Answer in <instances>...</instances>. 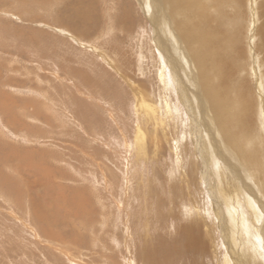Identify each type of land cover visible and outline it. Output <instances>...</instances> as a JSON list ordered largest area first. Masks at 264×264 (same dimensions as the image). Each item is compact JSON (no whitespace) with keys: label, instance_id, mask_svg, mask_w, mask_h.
Segmentation results:
<instances>
[{"label":"rangeland","instance_id":"1","mask_svg":"<svg viewBox=\"0 0 264 264\" xmlns=\"http://www.w3.org/2000/svg\"><path fill=\"white\" fill-rule=\"evenodd\" d=\"M148 1L0 0V264H264V0Z\"/></svg>","mask_w":264,"mask_h":264},{"label":"bare ground","instance_id":"2","mask_svg":"<svg viewBox=\"0 0 264 264\" xmlns=\"http://www.w3.org/2000/svg\"><path fill=\"white\" fill-rule=\"evenodd\" d=\"M149 1L148 0H143V4H145V5H148L147 3H148ZM52 3V2H51ZM46 4V3H45ZM47 6V5H46ZM153 8V7H152ZM151 9V8H150ZM154 9V8H153ZM21 12H22V10H21ZM151 12V11H150ZM188 12V11H187ZM256 13V12H255ZM23 14V13H22ZM14 15V14H13ZM150 16H151V18H149L150 19V21H152L153 23H154V19L156 18H154V16H155V14H154V16H153V11H152V14H150ZM188 21H190V19L188 20ZM154 27V26H153ZM22 28H24V27H22ZM26 28V27H25ZM17 29V28H16ZM157 30V29H156ZM22 31V30H21ZM161 31V30H160ZM229 31V32H228ZM226 30V32L227 33H229V34H231L230 32L232 31V29L230 28L229 30ZM19 33V32H18ZM20 34V33H19ZM26 34V33H25ZM157 34V33H156ZM18 35V34H17ZM79 36V35H78ZM36 37V36H35ZM21 38V37H20ZM23 38V37H22ZM82 38V37H81ZM27 39H28V37H27ZM38 39V38H37ZM226 39H227V35H224L223 34V36H220L219 34H218V32H216L215 31V28L213 29V28H211V30L210 31H208L207 32V34H206V37H205V41L206 42H209V43H212V44H216V45H218L219 46V44H218V42H222V41H226ZM23 40V39H22ZM31 40H33V39H31ZM30 40V41H31ZM85 40V39H84ZM29 41V40H28ZM34 41V40H33ZM21 42V41H20ZM38 42V41H37ZM155 43H156V45H159L161 48L160 49H163V48H165V47H167V45H166V41H164V38L162 37H160V38H157V41H155ZM5 44V43H4ZM161 44V45H160ZM203 44H205V43H203ZM1 45V44H0ZM20 45V44H19ZM26 45V44H25ZM5 46V45H4ZM12 46V45H11ZM7 47V46H6ZM13 48V47H12ZM32 48V47H31ZM19 50H21L20 48H19ZM160 51V50H159ZM162 52H163V50H161ZM158 52V51H157ZM163 55H164V53H163ZM166 55V54H165ZM26 56V55H25ZM39 56V55H38ZM156 58H157V56H156ZM42 60V59H41ZM169 62V61H168ZM40 63V62H39ZM166 63V62H165ZM227 64H229L230 65V63H227ZM162 65V64H161ZM170 66V65H169ZM164 68V67H163ZM167 68V67H166ZM160 74V73H159ZM164 74V72H163V70H162V73H161V79H162V81H163V83H165V85L164 86H166L167 84H166V80H165V75H163ZM264 76V75H263ZM174 77V76H173ZM167 78V77H166ZM159 80H160V78H159ZM161 81V80H160ZM79 82V81H78ZM224 84H226V83H224ZM163 86V85H162ZM163 86V87H164ZM167 87V86H166ZM165 88V87H164ZM244 88H245V86H244ZM166 89V88H165ZM164 89V90H165ZM246 89V88H245ZM262 90V89H261ZM143 92V91H142ZM247 92V91H246ZM136 93V92H135ZM139 93V92H138ZM167 93V92H166ZM139 95H141L140 93H139ZM146 95V94H145ZM135 97V96H134ZM137 97V96H136ZM143 97V96H142ZM145 97V96H144ZM166 97V96H165ZM9 98V97H8ZM140 98V97H139ZM241 98H243V95L241 96ZM143 99V98H142ZM170 99H172V98H170ZM252 99V98H251ZM169 100V99H168ZM138 101V100H137ZM140 101H143V100H140ZM149 101V100H148ZM250 101V100H249ZM168 102V101H167ZM167 102H166V104H167ZM171 102V101H170ZM165 104V105H166ZM170 104V103H169ZM168 104V105H169ZM171 105V104H170ZM253 105V104H252ZM2 108V107H1ZM169 108V107H168ZM168 108H165V109H168ZM264 108V107H263ZM147 110V109H146ZM163 110V109H162ZM165 111V110H164ZM168 111V110H167ZM172 112V111H171ZM171 112L169 111V113L171 114ZM168 113V114H169ZM198 113V112H197ZM150 114V113H149ZM169 114V115H170ZM240 114V113H239ZM238 114V115H239ZM168 115V116H169ZM173 115V114H172ZM167 116V117H168ZM171 116V115H170ZM263 116V115H262ZM252 117V116H251ZM253 118V117H252ZM168 119V118H167ZM264 120V119H263ZM169 122V121H168ZM261 123V122H260ZM263 124H264V122H263ZM93 127V126H92ZM138 131V130H137ZM192 131V130H191ZM142 132V131H141ZM143 133V132H142ZM139 134H140V132H139ZM141 135V134H140ZM145 135V134H144ZM142 136V137H147L146 135L145 136ZM175 136L176 135H174V138H175ZM177 137V136H176ZM264 137V136H263ZM174 138H172V139H174ZM204 138V137H203ZM202 138V139H203ZM263 139V138H262ZM141 140V139H140ZM148 141V140H147ZM138 142L140 143V141L138 140ZM137 142V139H136V143H138ZM141 142H142V140H141ZM143 142H144V140H143ZM143 142H142V144H143ZM200 142V141H199ZM206 142V141H205ZM205 142H204V145H205ZM201 143V142H200ZM138 145V144H137ZM203 145V146H204ZM182 146V145H181ZM209 146V145H208ZM140 147V146H139ZM143 147H144V144H143ZM210 147V146H209ZM239 147V146H238ZM141 148H142V145H141ZM178 149V148H177ZM201 149V148H200ZM142 150V149H141ZM203 150V149H202ZM181 151V150H180ZM179 152V151H178ZM180 155V154H179ZM243 156H244V154H242ZM205 156H207L206 154H205ZM24 160V159H23ZM208 160V159H207ZM249 161L253 164H258V159H249ZM209 163V162H208ZM182 165V164H181ZM183 166V165H182ZM47 170V169H46ZM5 179V178H4ZM3 181V180H2ZM2 181H1V179H0V183H2ZM3 183H5V180L3 181ZM7 183L8 182H6V185H7ZM5 185V184H4ZM8 187V186H7ZM12 187V186H11ZM10 187V189H12ZM9 188V187H8ZM6 190V189H5ZM13 190V189H12ZM15 191V190H14ZM18 191V190H17ZM7 192H8V190H7ZM12 192V191H11ZM10 192V193H11ZM19 192V191H18ZM22 194V193H21ZM24 194V193H23ZM22 194V195H23ZM1 195H2V193H1ZM4 195V194H3ZM17 195V194H16ZM20 195V194H19ZM10 196L11 195H9V198H10ZM21 196V195H20ZM19 196V197H20ZM63 196V195H62ZM23 197H24V195H23ZM7 198V197H6ZM11 199V198H10ZM65 199V198H64ZM68 199H70L71 201H72V199L71 198H68ZM12 200H14V198L12 199ZM19 200L20 199H18V202H19ZM21 200H23V198H21ZM69 200V201H70ZM25 201V200H24ZM56 201V200H55ZM17 202V201H16ZM67 202H68V200H67ZM41 203H44V202H41ZM74 203V202H73ZM16 204V203H15ZM19 204V203H18ZM44 204H46V202L44 203ZM71 204H72V202H71ZM85 204V203H84ZM43 205V204H42ZM50 205V204H49ZM48 205V206H49ZM63 205V204H62ZM65 206V205H64ZM67 207L69 206V205H66ZM88 206V205H87ZM43 207V206H42ZM77 207V206H76ZM85 207V206H84ZM37 208H39V207H37ZM71 207H69V209H70ZM86 208V207H85ZM19 209V208H18ZM20 209H22V208H20ZM229 211H230V214H232L233 216L235 215V212L234 211H231L232 209L229 207ZM39 210V209H38ZM42 210V209H41ZM76 211H77V209H75ZM59 211H60V209H59ZM32 212H34V211H32ZM35 212H36V210H35ZM80 212V211H79ZM88 212V211H87ZM58 213H61V212H58ZM81 213H83V212H81ZM45 214V213H44ZM47 214V213H46ZM229 214V217L231 216ZM30 215H31V213H30ZM65 215V214H64ZM69 215V214H68ZM79 215H80V213H79ZM44 216V215H43ZM48 216V215H47ZM50 216H52V214H50ZM65 216H67V214L65 215ZM76 216V215H75ZM33 217H34V215H33ZM37 217V216H36ZM42 217V216H41ZM45 217V216H44ZM58 216H56V218H57ZM69 217V216H68ZM84 218H85V216H83ZM241 218V220H240V226H241V230H242V232L244 231L243 229L244 228H246V226H247V224H246V218L243 216V215H241L240 216ZM243 217V218H242ZM52 218V217H51ZM87 218H88V216H87ZM231 218V217H230ZM31 219V218H30ZM59 219V218H58ZM68 219V218H67ZM75 219V218H74ZM50 220V219H49ZM63 220H64V218H63ZM66 220V219H65ZM86 220V219H85ZM232 220V219H231ZM60 220H58V222H59ZM74 221H77V220H74ZM73 221V222H74ZM49 222V221H48ZM72 223V222H71ZM52 224V223H51ZM50 224V225H51ZM57 224V223H56ZM60 224V223H59ZM83 224V223H82ZM53 225V224H52ZM61 225V224H60ZM65 225H67V224H65ZM64 225V226H65ZM58 226V225H57ZM63 227V226H62ZM53 228H55V227H53ZM58 228V227H57ZM56 228V229H57ZM78 228V227H77ZM197 227H195L193 224H189V225H187L186 227H184L183 228V230H182V235H181V237H179L178 239H177V243H179L180 245V247H186V248H191V247H197V237H196V235H197V229H196ZM248 228H249V226H248ZM246 231L245 232H247V230L248 229H245ZM60 231V230H59ZM64 231V230H63ZM193 231H195L196 232V235L193 233ZM253 231V230H252ZM249 232V231H248ZM48 233V232H47ZM47 233H45V234H47ZM44 234V233H43ZM55 235V234H54ZM72 235V234H71ZM70 235V236H71ZM82 236V235H81ZM249 236V235H248ZM245 237V236H244ZM254 237V236H253ZM56 238V237H55ZM61 238H62V236H61ZM70 238V237H69ZM72 238V237H71ZM252 238V237H251ZM75 239V238H74ZM243 239V238H242ZM254 239H255V237H254ZM253 239V240H254ZM58 240V239H57ZM71 240V239H70ZM77 240V239H76ZM176 240V239H175ZM252 240V241H253ZM46 241V240H45ZM48 241V240H47ZM59 241V240H58ZM63 241V240H62ZM71 241H73V240H71ZM84 241V240H83ZM179 241V242H178ZM245 241H246V239H245ZM249 241H251V239L249 240ZM258 241V240H257ZM51 242V241H50ZM244 242V241H243ZM248 242V241H247ZM52 243V242H51ZM65 243V242H64ZM74 243V242H73ZM76 243V242H75ZM80 243V242H79ZM246 243V242H245ZM53 245V244H52ZM255 245V244H254ZM12 246V245H11ZM65 246V245H64ZM251 246H253V245H251ZM15 247V246H14ZM66 247V246H65ZM66 248H68V247H66ZM255 248V247H254ZM57 249V248H56ZM63 249H64V247H63ZM62 249V250H63ZM68 249H70V248H68ZM58 250H60V249H58ZM65 250V249H64ZM1 251V250H0ZM69 251V250H68ZM67 251V252H68ZM171 252V251H170ZM2 254V253H1ZM3 255V254H2ZM60 255H62V254H60ZM63 255H66V253L64 254L63 253ZM70 256V255H69ZM71 256H72V254H71ZM260 256H262V255H260ZM260 256H258V257H260ZM19 257V256H18ZM74 257V256H73ZM80 258V257H79ZM162 261V260H161ZM72 262V261H71ZM156 264H157V262H156Z\"/></svg>","mask_w":264,"mask_h":264}]
</instances>
